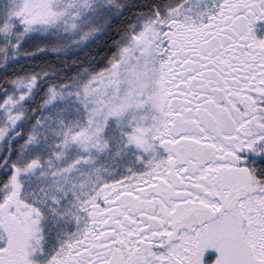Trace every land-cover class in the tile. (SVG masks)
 <instances>
[{"label":"snow or ice","instance_id":"snow-or-ice-1","mask_svg":"<svg viewBox=\"0 0 264 264\" xmlns=\"http://www.w3.org/2000/svg\"><path fill=\"white\" fill-rule=\"evenodd\" d=\"M0 264H264V0H0Z\"/></svg>","mask_w":264,"mask_h":264}]
</instances>
